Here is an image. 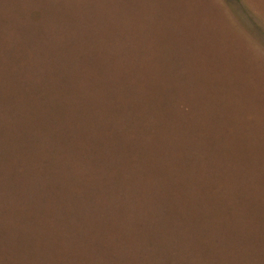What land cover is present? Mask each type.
Instances as JSON below:
<instances>
[{"label":"rangeland","instance_id":"1","mask_svg":"<svg viewBox=\"0 0 264 264\" xmlns=\"http://www.w3.org/2000/svg\"><path fill=\"white\" fill-rule=\"evenodd\" d=\"M0 264H264V0H0Z\"/></svg>","mask_w":264,"mask_h":264}]
</instances>
